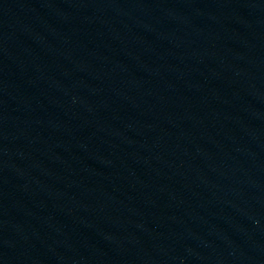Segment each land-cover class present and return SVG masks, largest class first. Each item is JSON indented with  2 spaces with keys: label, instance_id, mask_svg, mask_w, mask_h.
Instances as JSON below:
<instances>
[{
  "label": "water",
  "instance_id": "95a60500",
  "mask_svg": "<svg viewBox=\"0 0 264 264\" xmlns=\"http://www.w3.org/2000/svg\"><path fill=\"white\" fill-rule=\"evenodd\" d=\"M0 264H264V0H0Z\"/></svg>",
  "mask_w": 264,
  "mask_h": 264
}]
</instances>
